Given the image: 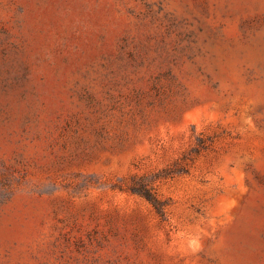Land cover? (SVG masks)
<instances>
[{"label": "rangeland", "instance_id": "1", "mask_svg": "<svg viewBox=\"0 0 264 264\" xmlns=\"http://www.w3.org/2000/svg\"><path fill=\"white\" fill-rule=\"evenodd\" d=\"M0 264H264V0H0Z\"/></svg>", "mask_w": 264, "mask_h": 264}, {"label": "trees", "instance_id": "2", "mask_svg": "<svg viewBox=\"0 0 264 264\" xmlns=\"http://www.w3.org/2000/svg\"><path fill=\"white\" fill-rule=\"evenodd\" d=\"M131 189L134 192L145 197L159 213H162V204L154 196V194L151 192L150 188L147 186L145 182L143 181L135 182L131 185Z\"/></svg>", "mask_w": 264, "mask_h": 264}]
</instances>
